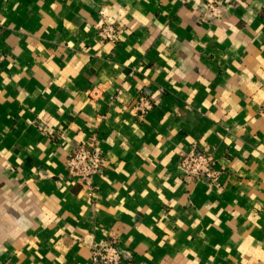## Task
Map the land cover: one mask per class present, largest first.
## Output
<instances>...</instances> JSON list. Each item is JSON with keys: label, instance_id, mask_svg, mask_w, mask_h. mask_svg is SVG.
Listing matches in <instances>:
<instances>
[{"label": "crops", "instance_id": "0c3cea01", "mask_svg": "<svg viewBox=\"0 0 264 264\" xmlns=\"http://www.w3.org/2000/svg\"><path fill=\"white\" fill-rule=\"evenodd\" d=\"M263 102L264 0H0V264H264ZM191 146L216 184L181 178Z\"/></svg>", "mask_w": 264, "mask_h": 264}, {"label": "built area", "instance_id": "2783aa9c", "mask_svg": "<svg viewBox=\"0 0 264 264\" xmlns=\"http://www.w3.org/2000/svg\"><path fill=\"white\" fill-rule=\"evenodd\" d=\"M185 3L187 0H178ZM205 10L212 13L219 8L220 0H199ZM97 38L102 43H115L118 39V28L113 24H102L97 29ZM152 103L145 95H138L133 104L132 111L142 120L151 110ZM261 115L264 117V102L261 106ZM103 157L100 149L91 140L73 149L65 162L68 178L80 182L88 191L92 190L93 179L101 173ZM181 178L185 182L204 180L210 184L219 181L220 172L215 168V160L209 152H199L191 146L181 154L179 161ZM122 257L112 240L94 247L90 253L89 264H121Z\"/></svg>", "mask_w": 264, "mask_h": 264}]
</instances>
